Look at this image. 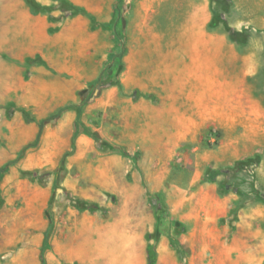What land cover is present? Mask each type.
<instances>
[{
	"label": "rangeland",
	"instance_id": "1",
	"mask_svg": "<svg viewBox=\"0 0 264 264\" xmlns=\"http://www.w3.org/2000/svg\"><path fill=\"white\" fill-rule=\"evenodd\" d=\"M35 1L0 0V264H264V0Z\"/></svg>",
	"mask_w": 264,
	"mask_h": 264
},
{
	"label": "trees",
	"instance_id": "2",
	"mask_svg": "<svg viewBox=\"0 0 264 264\" xmlns=\"http://www.w3.org/2000/svg\"><path fill=\"white\" fill-rule=\"evenodd\" d=\"M212 1H214L217 4H221L220 0H212ZM25 2L30 6L31 10L35 13L39 12V11H43L46 9L45 7H43L39 3H37L35 0H25ZM211 24L214 25V23H211ZM123 53H124V50H122L121 54H119V55H116V54L110 55L109 56V63L112 64L113 61L116 60L118 57L121 58ZM118 61H119V65L117 66L114 74L109 78L108 82H102V75H100L96 79L94 86L104 85L105 87L109 88V87L117 86L119 84L118 75L122 69V65H121V60L118 59ZM44 123H45V121H42L40 123V129L42 128V125ZM148 201L153 208H156V209H154V213H155V216H157L158 215L157 207L158 206L163 207L162 202L159 199H157L156 197H149ZM50 226L51 225L49 224L48 229H50ZM44 243H46V240ZM147 263L148 264H154L155 263V251L152 247H149L147 250ZM40 264H44L43 253H41V255H40Z\"/></svg>",
	"mask_w": 264,
	"mask_h": 264
},
{
	"label": "bare ground",
	"instance_id": "3",
	"mask_svg": "<svg viewBox=\"0 0 264 264\" xmlns=\"http://www.w3.org/2000/svg\"><path fill=\"white\" fill-rule=\"evenodd\" d=\"M86 248V247H85Z\"/></svg>",
	"mask_w": 264,
	"mask_h": 264
}]
</instances>
